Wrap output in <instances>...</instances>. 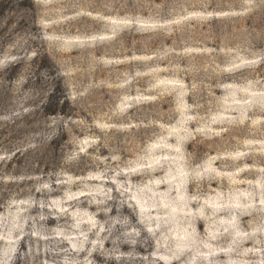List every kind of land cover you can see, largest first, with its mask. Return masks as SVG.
Returning <instances> with one entry per match:
<instances>
[{"label": "rangeland", "instance_id": "obj_1", "mask_svg": "<svg viewBox=\"0 0 264 264\" xmlns=\"http://www.w3.org/2000/svg\"><path fill=\"white\" fill-rule=\"evenodd\" d=\"M263 16L0 0V264H264Z\"/></svg>", "mask_w": 264, "mask_h": 264}, {"label": "trees", "instance_id": "obj_2", "mask_svg": "<svg viewBox=\"0 0 264 264\" xmlns=\"http://www.w3.org/2000/svg\"><path fill=\"white\" fill-rule=\"evenodd\" d=\"M264 17V16H263ZM260 24L257 23L254 25L255 29H260ZM66 95L62 90L61 85L55 91H50L46 102L43 104V111L46 114H56L59 111H63L64 109L59 104L60 101H65ZM64 112V111H63Z\"/></svg>", "mask_w": 264, "mask_h": 264}]
</instances>
